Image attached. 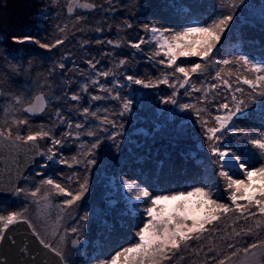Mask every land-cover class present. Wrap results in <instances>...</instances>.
Masks as SVG:
<instances>
[{"label":"rangeland","instance_id":"374dc122","mask_svg":"<svg viewBox=\"0 0 264 264\" xmlns=\"http://www.w3.org/2000/svg\"><path fill=\"white\" fill-rule=\"evenodd\" d=\"M211 1L214 2L218 9H215L214 13L212 12L213 14L207 22H211L217 16L229 13L228 5L231 0ZM48 2V6L53 8V13L47 15L51 16L50 18L42 15L41 19L44 20L43 22L46 20V22L50 23V29L51 24L55 23L54 21L58 16L55 7H58L60 3L65 6L67 12L74 13L75 18L73 21L79 22V17H76V13H78L77 10L79 9L83 12L80 8L82 0H49ZM144 2L145 0H106V5L96 7L95 11H91L95 15L97 9L101 10L103 7L102 11L105 10L104 14L109 13L99 15L96 18L93 23V26H96V34L103 30L104 24L108 27L109 23H112L115 29L113 34L106 33L107 39L113 41V43H107L106 47H104L103 58L98 59L95 58L92 52L94 51L93 47L88 50L91 43L90 37L89 40L87 35L82 38L76 32L78 29L75 26H69V32H64L63 34H61V31L59 32L58 37H63V42L60 45L58 44L59 48L56 52L55 47L44 49L34 41L21 43L13 40L12 37L14 36L22 38L30 35L39 39L41 43L55 44L56 37L48 36L43 30L44 25H41V30H32L31 23H36L32 19L33 16H28L25 22H21L18 19L20 10L23 12V9L19 7V4L23 6L21 0H0V22L4 21V24H9L8 28L10 27V37L0 30V128H11L14 136L17 133L21 136H26L30 131H36L40 126H43L45 129H50L56 138L63 141L60 145H53L51 138L40 140L44 148V151L41 152L40 150V153H47L49 148H53L56 153L54 159L48 161L46 156L40 155L42 161L38 164L39 166L31 173L29 172L22 185H18L16 188V190L22 188L24 191L17 194L15 190L13 193L15 197L11 201L13 202L12 205L8 203L0 204V216L6 217L12 212L20 213L21 218L19 219H26L33 231L39 235V238L45 241V244H50L51 248H55L62 253L65 264H101L102 261L110 260L111 256L115 254H109V256L103 254L105 247L101 241L106 226L113 224L115 220L112 217L115 214L117 215L116 211H108V208L115 206L118 200H121L124 208L125 206L129 207V211L130 208H138L137 204L140 203L139 208H141L144 216L142 224H139L140 227L148 219L144 212V209L149 206L148 203L137 201L135 199V191L129 192L124 180H136L140 187H145V185L152 183V188L158 191L157 195L191 191L192 188L173 190L175 183H171L172 185L168 186L159 180L157 181V177L151 179L153 176L145 177L142 175L143 178L141 179V176H137L141 174L142 161L146 160L148 155H151V153L144 150L159 149L162 152L167 148V143L163 142L167 139L183 142L181 144L185 146H181L195 152L198 151L197 154L200 153L198 157L205 159V165L203 164L204 171L205 176L210 181L209 187L213 189L212 198L221 203L229 204L230 207L234 208L224 175H232L234 179H243L242 173L235 168L222 167L221 164L217 163L216 158L209 149L203 128L198 137H193L188 133V130H193L195 126L197 128L202 126L203 121H207L208 126L211 127L215 116L225 114V110L220 109L219 105L228 103L230 108L233 107V94L238 100L245 101L248 107L243 115L238 114V117L233 118L232 131L227 133L220 143L227 144L234 151H237L238 155L249 159L253 165L258 166L260 162V157L256 150L252 149L251 145L246 142L244 135L249 132L255 134L264 131V96L259 95V90L255 94L250 95L252 89L248 85L243 84L242 79L238 80V77L244 76L252 79L254 74L248 71L246 66L232 63L227 65V68L222 69V76L229 81L232 85L231 88H228L220 80L215 79L217 83L215 81L214 84L218 86L212 89L210 82L213 80L212 77L216 76V72L219 71L218 66H222L224 60H233L232 54L234 51L229 52L231 54L229 58L223 57L220 62L217 61L218 58L214 55L221 43H224L228 37V29L232 27L236 17L243 22L253 19L263 21L264 0H245L243 4H240L235 9L234 20L229 28L225 29L216 49L213 51L211 60L205 62L199 57H181L177 61L178 65L182 64L183 66H190L191 63L187 64L188 61L207 64V69L193 74L190 82L185 84L183 88H180L179 82L175 77L171 76L173 68L159 63L161 59L166 60V57L163 53L156 55L157 41L153 38L151 32L143 28L144 24L156 25L157 27H161V24L157 25L154 22L141 24L136 21L143 12ZM238 2L239 0H237ZM34 4L37 5V1ZM43 4L41 0H38L40 8ZM34 12L36 13V11ZM91 12L85 13L90 14ZM15 13L17 18L14 21H5L6 18L8 19ZM113 13H117L116 17H118V20L113 16ZM119 13H123V16H118ZM135 13H138V15H135ZM109 17L115 22H110ZM99 22H101V27L98 25ZM127 24H131L132 27H127ZM81 26L89 31V26L84 23H81ZM21 30H23V34L18 36L17 32ZM108 30H110V27ZM40 31L44 32L41 33ZM141 38H143L145 43L141 44L140 49L131 47L129 41L136 43ZM66 39H73L72 43H76V47L73 49L71 44H66ZM10 44H12L11 47H8ZM117 44H119L118 47L116 46ZM28 46L39 51L43 56V62L46 64H41L42 61L31 59L33 56H22V50ZM237 51L239 52L240 50L237 49ZM244 55L249 56L256 62L264 63V58L253 56L250 53L249 55L248 53ZM90 58L95 68L89 65L88 60ZM120 60H126V64L131 66L128 69L120 67L124 66L119 64ZM81 63L86 66L85 69L81 68L83 70L77 67ZM61 64H63V67H60ZM105 64L108 65L109 69L107 72L110 73L109 76H98L97 73L106 71V69L103 70ZM137 64L142 65L143 73H139L134 69ZM155 69L156 71H153ZM165 74L169 75V84H156V81L162 79ZM66 75L69 76L72 84L75 85L74 95L80 97L78 100H73L71 98L73 94L68 90H62L60 93L53 90V87L56 88L57 84L62 87V82L67 80L65 78ZM129 75L144 79L146 82L151 81L156 86L146 88L143 85L131 83L126 79V76ZM176 76H180V74L177 73ZM198 76H202L203 81L201 84L196 83L195 77ZM55 78L59 80L53 86ZM173 83L176 84V87L170 86ZM85 85H87L86 91L84 90ZM101 85L104 86L103 89ZM158 85L164 88L162 91L167 94L165 97L166 101L169 97H172L176 100L175 104L167 103L166 101L163 103L164 97L161 95L157 99ZM193 85H195V88L201 89V91H196L192 87ZM237 87L242 88L243 93L235 92ZM94 88H99L98 94L93 92ZM106 89H112V91L108 92ZM123 89L126 92L123 93ZM174 92L175 96H173ZM117 93H119V98L114 99ZM39 95H43L47 100L45 111L36 114L24 112V107ZM205 95L207 99H204ZM17 96L21 97V103L19 104L15 102V97ZM95 96L101 98L93 99ZM67 98L72 101L70 108L74 109L73 113L78 115L79 124L83 125L82 128H76L77 124L72 125L71 121H69L71 119L70 116L62 114L60 106L58 108L54 103L53 106L51 105L53 101L58 99L67 100ZM84 99H86V103L83 105L82 100ZM125 100L131 101L128 110L123 108ZM140 101H144V104L142 105ZM154 101L158 104L155 115L149 111L154 117H151L148 121L146 119L142 120L141 113L145 115L144 112L148 111L144 107L154 109V107L150 106ZM147 103L150 105H147ZM250 103H255L254 109L249 110ZM183 104H190L194 107L182 109L180 106ZM139 107L140 110L145 111H140L137 124L130 126V121L137 120L138 115L135 114V111H139ZM84 108H89V114L83 113ZM194 108L201 110L202 118L197 117ZM91 112H96L97 115L92 116L90 115ZM49 113L52 117L54 116L53 120H47ZM41 114L46 120L38 117ZM131 114L133 115L131 116ZM105 116L108 117V120L115 121L114 127L110 126L112 123H102ZM128 116H131L132 119L129 120ZM17 120H27L28 123L26 125H17L14 123ZM145 122L152 126L153 133L150 131V134L146 135L147 130L150 129L147 125H144ZM134 128L143 132L140 140H137L136 136L131 134ZM141 128L145 129V133ZM88 131H94L96 135L89 136L87 135ZM111 131L119 133L116 138L112 137L116 141L110 139ZM69 132L72 133L71 136L67 135ZM97 140H99L98 144ZM73 142L75 144L74 150L72 147ZM93 144H96L94 149L92 148ZM125 145L133 147H128L129 150L124 151L123 147ZM151 145H154V147ZM140 147L143 149H139ZM134 149L137 150L135 151ZM138 150L143 151L138 152ZM143 153L146 155L145 157L143 156L144 160H135L138 155H143ZM162 153L168 155L166 150ZM188 153L191 154L189 151ZM84 155L88 159L96 160L94 165L87 166V170L85 163L77 164L71 159L74 156L80 159ZM62 157L67 159L69 164L59 163ZM85 176L88 178V191L80 201L72 206L63 203L68 197L54 193L49 194L51 192L49 187L41 185L42 180L51 178L57 183L68 187L69 191H75L79 188V183L83 181ZM69 177H72L71 181H69ZM155 181L157 182L155 183ZM37 187L41 188V192L33 197L31 192ZM239 203L243 204L245 202L239 201ZM252 210L255 211V209ZM85 213L88 215L87 221L82 219ZM244 215L247 214L245 213ZM238 216H240L239 213L230 211L221 215L219 220L205 225L209 229L208 232L203 233L200 239H193L187 245L182 246L178 253L170 261H166L165 264H217V261L225 256L231 257L233 249L227 247L228 243L234 244L237 254L231 257L226 264H264V248L250 249L248 253L243 251L245 247L257 240L264 241V217H260L257 214L255 220L252 218L245 220L241 216L239 221H237ZM257 220L261 222L260 228L255 227ZM139 226L136 229V226L131 228L133 230L131 232L135 234ZM73 227L78 228V233L71 232ZM248 227H252L253 231L250 235H245L244 232ZM0 229H3V222H0ZM236 233H240V235H236ZM73 240H79L80 243L74 246L72 244ZM209 248L214 249V251L209 252ZM209 257H215V260L209 259Z\"/></svg>","mask_w":264,"mask_h":264},{"label":"snow or ice","instance_id":"6c2138e0","mask_svg":"<svg viewBox=\"0 0 264 264\" xmlns=\"http://www.w3.org/2000/svg\"><path fill=\"white\" fill-rule=\"evenodd\" d=\"M245 0H231L228 5L230 11L227 15L217 16L212 19L211 22H201L199 20H190L184 26L179 29H169L163 27H157L156 25L144 24L143 28L153 34V38L157 41V51L156 55H163L165 59H161L159 63L166 64L168 67L173 68L171 73L172 77H175L179 82V87L183 88L185 84L190 82V78L195 73L203 72L207 69L206 63L193 62L190 66L178 65L177 61L181 57H199L203 61L207 62L211 60L214 49H216L225 29L229 28L231 22L234 19L235 9L243 4ZM85 7H94V5H84ZM127 27L131 28V24H127ZM13 40L17 42L34 41L41 48L50 49L63 41L57 39L55 44L41 43L39 39L33 36L26 35L22 38L12 37ZM112 44L113 41H108ZM145 43L143 38L139 42L132 43L129 41L131 47L140 49L141 44ZM117 47L119 44L116 45ZM90 66L95 68L92 61L88 62ZM126 60H120V65H125ZM224 65H229L232 63L242 64L246 66L248 71L254 74V78L249 79L247 76L238 77L242 79L243 84L249 86L252 89L253 95L259 90V95L264 96V63L256 62L247 55H239L234 57L232 61L224 60L222 62ZM63 67V64L60 65ZM180 76H176V74ZM109 72L101 71L97 73L98 76H109ZM126 79L134 84L143 85L146 88L155 87L151 81H145L144 79L136 78L135 76H126ZM216 79L220 80L228 88L232 85L227 79L222 76V70L216 72ZM98 82V81H94ZM169 84V75L165 74L162 79H158L156 84ZM171 87H176L173 83ZM217 84H212L210 87L212 89L217 88ZM103 85L101 88L103 89ZM196 91H201L199 88H195ZM84 90H87V85L84 86ZM106 91L111 92L112 89H106ZM207 93V90L205 89ZM235 92L243 93V89L237 87ZM187 94V93H186ZM175 96V92L173 93ZM73 100H78L80 97L73 95L71 97ZM101 97L95 96L93 99H100ZM119 98V93L116 94L114 99ZM204 99H207L205 95ZM233 107L230 108L228 103H223L219 105L220 109L225 110L224 115H217L213 118V125L208 126L207 121L202 122V128L204 136L207 138L209 149L212 155L216 158L218 164L222 167L235 168L242 173L243 179H234L232 175L225 174L224 179L226 181L227 189L230 191V200L234 208L230 207L229 204L221 203L220 201L213 199V189L209 186L204 187H193L191 191H180L172 192L169 194L154 195L149 191L147 187H140L136 180L126 179L124 184L129 192L135 191V199L137 201H144L148 203V207L144 209L148 219L143 222V226L139 227L135 232V237L138 238L135 243H131L127 247L120 248L116 251L114 255L111 256L110 260L102 261L101 264H165L166 261H170L174 255L182 248V246L187 245L189 241L193 239H200L201 235L208 232L209 229L205 225L211 224L213 221L219 220L221 215L227 214L230 211H235L240 214L237 217L239 221L242 216L245 220L252 218L256 219L257 214L260 217H264V131L259 133L249 132L244 135V139L248 144L251 145L252 149L256 150V153L260 157L259 165H253L250 163L249 159L244 158L242 155H238L237 151H234L227 144H221L227 133L232 131L233 118L238 117V114L243 115L245 109L248 107L247 103L243 100H238L235 94L232 96ZM16 103H21V97H15ZM167 103L175 104L176 100L169 97L166 101ZM131 101L125 100L123 103L124 110H128ZM47 106V100L43 95H39L34 98L33 101L29 102L23 111L27 113H40L44 112ZM182 109L193 108V105L183 104L180 106ZM198 118H202L201 110L194 108ZM83 113L89 114V108H84ZM90 115L96 116V112H91ZM62 120V118H61ZM17 125H26L27 120H17L14 121ZM102 123H112L115 126V121H109L108 117L105 116ZM71 127V125H69ZM83 125L77 124L76 128H82ZM71 132L67 133L71 136ZM79 135V133H77ZM87 135L95 136L94 131H88ZM119 135V133H113V138ZM0 136L5 137L8 140L13 139L12 129L0 128ZM45 138H51L53 145L62 144V139L55 137L50 129H45L40 126L36 131H30L28 135L21 136L17 133L14 137L15 140L23 142H36L38 140H43ZM99 140H97V144ZM96 144L92 145L94 149ZM223 149V150H222ZM41 156H46L48 161H52L56 153L53 148H49L47 153H39ZM227 157V159H225ZM74 163H85V168L87 170L88 165H94L96 163L95 159H88L86 155L82 156L80 159L77 157L71 158ZM61 164H69V161L65 158L59 160ZM71 166V165H69ZM77 179H79L77 177ZM72 177H69V181ZM41 185H46L49 187L51 192L49 194H59L64 195L66 198L63 203L68 206L76 204L80 201L85 193L88 191V178L85 176L83 181L79 183V188L75 191H69L68 187L57 183L54 179L48 178L41 181ZM24 189L18 188L16 193L19 194L23 192ZM41 192V188L37 187L31 192L33 197L37 196ZM239 201H244L245 203H239ZM252 209H255L253 211ZM247 215H244V214ZM21 214L17 212H12L5 216H0V222H3V229H6L8 225L15 223ZM84 221H87L88 215L82 217ZM190 221V223H189ZM256 228L261 227V222L257 220L255 224ZM3 229H0V241L4 237ZM253 231L252 227H248L244 232L245 235H250ZM72 233H78V228H71ZM240 235V233H236ZM39 239V235L37 234ZM40 243L44 244L45 247L51 248L50 244H45L43 239H40ZM79 240H73L72 244L75 246L79 244ZM227 247L233 249L231 257L236 256L237 251L232 243H228ZM264 248V241L257 240L256 242L248 245L243 249L245 253H248L250 249ZM52 251L56 252L58 256L63 255L57 249L52 248ZM209 252H213L214 249L209 248ZM230 256H225L223 259L217 261V264H226V262L231 259ZM209 259L215 260V257H209Z\"/></svg>","mask_w":264,"mask_h":264},{"label":"trees","instance_id":"16d2710c","mask_svg":"<svg viewBox=\"0 0 264 264\" xmlns=\"http://www.w3.org/2000/svg\"><path fill=\"white\" fill-rule=\"evenodd\" d=\"M35 1H37V5L34 4ZM41 1L44 4L41 5V8H40V6H38V0H21L23 6L21 4H19V7L23 9L24 13L20 10V12H19L20 16H18V19L21 22H25L26 21L25 19H27L28 16H30V17L33 16L32 19H34L36 21V23L35 22L31 23V29L32 30H36V29L41 30L42 29L41 25H44L43 30H45V33H47L48 36L56 37L55 41L57 39L62 40L63 37H60V36L58 37L60 31H61V34H63L64 32L70 31L69 26H75L78 29V31H76V32H78V34H80V36H82V38H84L85 35H87L88 40H89V37H90L91 43L89 45L88 50H90V48L93 47L94 51H92V52H93L95 58H98V59L103 58L104 49H105L104 47H106L108 41H110L109 39H107L106 33L113 34V32H115V29H114L112 23H109L108 27H106L105 26L106 24H104L103 30L101 32H99L98 34H96V32H95L96 26H93V23L96 21V18L99 15L109 14V13L104 14L105 10L102 11L103 7L101 10L97 9V13H95V15H93L94 12H91L90 14H86L85 12H82L80 9L77 10L78 13H76V15H77L76 17H79V22H77V21L75 22V21H73V19L75 18L74 13L73 12H71V13L67 12L65 9V6H63L60 3L58 7H55L56 12L58 13V16L54 21L55 23L51 24V29H50V26H49L50 23L46 22V20H45L46 23L43 22L44 20H42L41 18H42V15H44V17H45L48 14L49 15L52 14L53 8L48 6L49 0L48 1L47 0H41ZM82 1H87L89 3L94 4L95 9H96V7L98 8L101 5L104 6L107 4L106 0H82ZM143 5H144L143 6V12L141 15L138 16L139 19L137 18L138 20L136 19V21H139L141 24L154 22L157 25L161 24L160 26L163 28H169V29H179L180 27L184 26L190 20H192V21L199 20L201 22H205L210 18V16H212L215 9H218V7H216L214 2L211 0H145ZM45 7H47V8H45ZM95 9L93 11H95ZM123 10L125 12L124 8H123ZM34 11H36V13ZM116 14L117 13H113V16L116 17ZM136 14L138 15V13H135V15ZM40 15H41V17H40ZM87 15H89V16H87ZM118 16H123V13H119ZM47 17H49V16H47ZM15 18H17L16 13L14 15L8 17V19L6 18L5 21H7V20L8 21H14ZM32 19H29V20H32ZM116 19L118 20V17H116ZM109 20H110V22L111 21L115 22V20H113L110 17H109ZM81 23H84L85 25L89 26V31H87V29H83L84 27L81 26ZM102 23H104V21H102ZM98 25L101 27L102 26L101 22H99ZM8 26H9V24H4V21L0 22V28H1L0 30H2L3 33H6L8 37H10V30H9L10 27L8 28ZM40 27H41V29H40ZM109 27H110V30H108ZM49 31H50V33H49ZM228 31H229L228 37L226 38L224 43H221L218 51L214 54L215 57L218 58L217 59L218 62H220V60L223 57L229 58L231 56V54H229V52H232V51H234L232 54L233 58L236 57V55H244L247 53H248V55L250 53V54H253V56H259L260 58H264V20L262 21V20L253 19L251 21H244L243 22V21L237 19V17H236L232 27L230 29H228ZM40 32L42 33L44 31H40ZM17 33H18V36H20L21 34H23V30L18 31ZM92 34H94V35H92ZM71 37H73V36H71ZM67 39H68V37H67ZM67 39L65 40V43L71 44V47H73V49H74L76 47V45H75L76 43H72L73 39H71V40H67ZM11 45L12 44H10L8 47H11ZM59 45L55 46V48H56L55 52L59 48ZM237 49L240 51L238 52ZM75 51L78 52L77 50H75ZM59 53L61 54L60 51H59ZM72 53H74V52L72 51ZM22 54H23L22 56H27V57L33 56L31 59H33L35 61L36 60L42 61L41 64H46L43 62V60H42L43 56L39 53V51H37L36 49H34L30 46H28L27 48L22 50ZM74 54L76 55V53H74ZM3 55H4V53H3ZM78 56H80V55H78ZM88 61H92L91 58ZM229 61H231V60H229ZM190 63H192V62H190V61L187 62V64H190ZM183 64H185V63H183ZM125 65H127V66L125 67ZM125 65L120 66V67H124L125 69H128L131 66V65L128 66V64H125ZM222 66H218L219 71L227 68V65L222 64ZM77 67L80 70H83L86 68L85 64H82V63L77 65ZM81 68H83V69H81ZM104 69H106V71H107L109 69L108 65L105 64L103 70ZM134 69L136 71H138L139 73H143L142 65H140V64H137L136 67H134ZM153 71H156V69ZM171 72H173V70ZM215 77L216 76L212 77L213 80L210 82L211 84H214V82L216 81ZM65 78L67 80L62 82V87H60L61 86L60 84H57V87L56 88L53 87V90H56V92H59V93L62 90H68L70 93H72L74 95L75 94V88H74L75 85L72 84L68 75H66ZM195 78L197 80L196 83H198V84H201V82L203 81L202 76H198ZM58 80H59L58 78H55V81H53V86H54V83ZM216 83H217V81H216ZM160 86L161 85L157 86L159 89V91L157 93L158 94L157 99H159V95H161L162 97H164V100H163V103H164L166 101L165 97L167 94H164V91H162L164 88L160 87ZM98 91H99V88L93 89V92L95 94H98ZM122 92L124 93V92H126V90L123 89ZM226 97H230V96H226ZM256 100L258 102L257 98H256ZM140 102L142 105L144 104V101H140ZM53 103L58 108H59V106L61 107V111H62L61 113L62 114H65L66 116H70L71 119H69V121H71L72 125L79 124L78 115L73 113L74 109L70 108L72 101H70L67 98V100L66 99H64V100L58 99L57 101H53L51 103L52 106H53ZM82 103L84 105L86 103V99L82 100ZM103 103H105V102H103ZM255 103H250L251 106H250L249 110L254 109ZM147 105H150V104L147 103ZM150 106L154 107V109H150L149 107H144L145 110L147 109L148 111L144 112L145 115L143 113H141V115H142L141 119L142 120L146 119V121H148L151 117H154L153 115H155V111L157 110L158 104L154 101V103L152 102V105H150ZM145 110H140V107H139V111H135V114L138 115L137 120L130 121L129 125L135 126L137 124V121H138V117L140 114L139 112L140 111L143 112ZM149 111L153 115H151ZM132 115L133 114H131V116ZM49 116H51L50 113L47 115L48 121L54 119V116L53 117L52 116L49 117ZM131 116H128L129 120L132 119ZM38 117H41L42 119L46 120L42 114L38 115ZM112 118H114V117H112ZM109 121H112V120H109ZM144 125H147V127L150 129V130H147L146 135L147 134L149 135L150 131L153 133V131H152L153 128L150 124H148V122H145ZM110 126L114 127L113 124H111ZM142 129L143 128H141V130ZM143 131L145 133V129H143ZM190 131H192V132H190ZM201 131H202V126H200L198 128L195 126L193 128V130H188V133L190 135H192L193 137L194 136L198 137L201 134ZM142 133L143 132H140V130L134 128L131 134L133 136H136L137 140L138 139L140 140ZM111 134L112 135L110 136V139H112V137H113V132ZM13 137H15V136L13 135ZM114 138H116V136ZM112 140L116 141V139H112ZM38 142H39V147H40L41 152L44 151V148L42 147L40 140ZM163 142L167 143V148H165V150L168 151V155H165L162 153L165 150H163L161 152L159 149H156V150L148 149V150H144V151L151 153V155H148L146 160H144V158H143V156L144 157L146 156V155H144V153H143V155H138L137 158H135V160H139V161L142 159L144 160V161H142L143 164H141V166H142L141 174H138L137 176H141V179L143 178L142 175L145 177L146 176L147 177L153 176V177H151V179L154 177H157V181L159 180L160 182L165 183L168 186L175 183L173 185V190L174 189H182V188H185L187 190V189H191L193 187H198V186H203V187L209 186L210 181L205 176V171H204L205 159L198 157V155L200 154V153L197 154L198 151L195 152V151H192L190 149L183 147V146H185V145L181 144L183 142H179L177 140L167 139ZM181 145H183V146H181ZM151 146L154 147V145H151ZM72 147L74 150V148H75L74 142L72 143ZM128 147H133V146L125 145L123 147L125 149L124 151L129 150ZM139 149H143V148L140 147ZM134 150L136 151L137 149H134ZM140 151H143V150H138V152H140ZM188 151L191 152V154H189ZM41 161H42V158L40 157L39 162L31 170H29L27 172V174L21 180L19 186L22 185V183L24 182V180L27 177V175L29 174V172L31 173L35 168H37V166H39L38 164ZM202 165H203V167H202ZM238 176H240V175H238ZM134 179H135V177H134ZM157 181H155V183ZM152 186H153L152 183L145 185V187H147L150 192H152L154 195H157L156 193L158 191L156 189L152 188ZM14 195L12 194V196L8 199H4V200L0 199V204L8 203V204L12 205L13 202H11V201L15 197ZM137 205H138V208L137 207H136V209L130 208V211H129V209H128L129 207L127 208L125 206V208H124L121 204V200H118L117 203L115 204V206H113V207L111 206L110 208H108V211H116L117 215L115 214V216L112 217V219L115 220L114 223L110 224V225L106 224L107 225L106 229L103 231L104 234H103V239L101 241L103 246L105 247L103 250V252H104L103 254L109 256V254H114L116 251L120 250V248L127 247L131 243L136 242V237L131 232V231H133L131 228H134L136 226L135 227V229H136L137 226H139V224L140 225L142 224V219L144 218V216L141 212V208H139L140 203H138Z\"/></svg>","mask_w":264,"mask_h":264},{"label":"water","instance_id":"95a60500","mask_svg":"<svg viewBox=\"0 0 264 264\" xmlns=\"http://www.w3.org/2000/svg\"><path fill=\"white\" fill-rule=\"evenodd\" d=\"M94 5L83 1L80 8L91 12ZM38 141L23 142L8 140L0 136V199H8L15 192L23 177L40 160ZM4 239L0 241V264H65L61 256L40 243V238L26 219H18L3 229Z\"/></svg>","mask_w":264,"mask_h":264}]
</instances>
